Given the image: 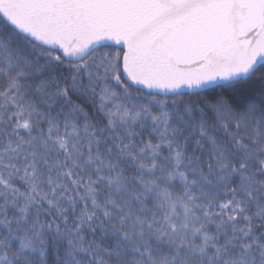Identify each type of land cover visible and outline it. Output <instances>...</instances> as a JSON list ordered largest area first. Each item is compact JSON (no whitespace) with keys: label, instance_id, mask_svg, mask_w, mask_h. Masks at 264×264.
<instances>
[{"label":"snow or ice","instance_id":"snow-or-ice-1","mask_svg":"<svg viewBox=\"0 0 264 264\" xmlns=\"http://www.w3.org/2000/svg\"><path fill=\"white\" fill-rule=\"evenodd\" d=\"M0 264H264V0H0Z\"/></svg>","mask_w":264,"mask_h":264}]
</instances>
